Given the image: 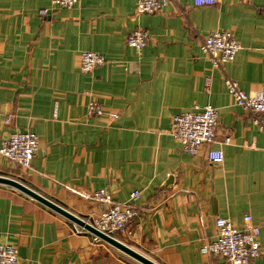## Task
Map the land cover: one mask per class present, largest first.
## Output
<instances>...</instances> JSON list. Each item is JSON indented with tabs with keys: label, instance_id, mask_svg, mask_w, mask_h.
<instances>
[{
	"label": "crops",
	"instance_id": "0c3cea01",
	"mask_svg": "<svg viewBox=\"0 0 264 264\" xmlns=\"http://www.w3.org/2000/svg\"><path fill=\"white\" fill-rule=\"evenodd\" d=\"M136 7L0 0V145L17 130L40 138L30 169L0 155V175L87 220L104 206L74 190L106 189L119 202L139 191L137 215L117 239L159 264H227L201 248L216 239L218 217L238 225L249 214L261 228L255 264H264V129L226 83L236 79L252 95L264 85V0H177L142 14ZM138 27L150 35L141 50L127 43ZM217 29L243 45L222 68L201 48ZM85 50L109 62L84 72ZM93 98L103 115L88 116ZM207 104L219 111L218 139L231 137L221 163L209 161L212 145L190 155L171 135L175 115ZM82 229L0 184V242L18 246L19 264H141Z\"/></svg>",
	"mask_w": 264,
	"mask_h": 264
},
{
	"label": "built area",
	"instance_id": "2783aa9c",
	"mask_svg": "<svg viewBox=\"0 0 264 264\" xmlns=\"http://www.w3.org/2000/svg\"><path fill=\"white\" fill-rule=\"evenodd\" d=\"M79 0H52L54 5L70 7ZM177 0H137V14L155 12L168 2ZM195 5L213 4L216 0H193ZM149 32L143 28L132 30L127 36V43L141 50L148 43ZM243 47L232 31L217 29L201 39V48L207 54L214 67L222 68L226 62L233 61L238 51ZM109 60L101 53L85 50L81 53L80 69L91 72L95 67L108 63ZM226 83L235 104L252 116L253 124L264 129L261 119L264 114V85L255 95L245 91L236 79L226 77ZM88 116H101L104 108L96 99H91L87 106ZM112 114L111 118H116ZM218 108L212 104L196 107L193 111H184L173 117L171 135L174 136L190 155H197L205 145H212L207 151L211 163H221L224 158L222 145L230 144L231 137L219 140ZM7 123L10 118H7ZM40 145L39 135L31 131H12L0 145V155L19 166L30 169L32 161ZM218 145V147H214ZM80 193L83 197L94 200L104 206L101 213L88 220L96 228L109 236L118 238L119 234L128 231L129 223L137 215L135 202L140 198V192L134 191L128 201L119 202L113 199L111 193L101 189L92 194ZM216 239L207 242L201 248L204 254L219 255L227 264H255L261 255V228L252 221L251 215H245L241 224L218 217L216 219ZM85 230L84 228L82 229ZM101 240L99 237H97ZM19 248L17 245L0 242V264H19Z\"/></svg>",
	"mask_w": 264,
	"mask_h": 264
},
{
	"label": "water",
	"instance_id": "95a60500",
	"mask_svg": "<svg viewBox=\"0 0 264 264\" xmlns=\"http://www.w3.org/2000/svg\"><path fill=\"white\" fill-rule=\"evenodd\" d=\"M0 184H5L12 186L15 189H18L28 195L29 197L37 200L41 204L45 205L46 207L52 209L53 211L61 214L62 216L66 217L67 219L71 220L78 226L84 228L88 232L96 235L100 239L108 242L110 245L114 246L121 252L125 253L126 255L130 256L134 260L140 262L141 264H159L158 262L152 260L151 258L147 257L146 255L142 254L141 252L137 251L136 249L132 248L128 244L122 242L121 240L114 238L112 236L107 235L106 233L102 232L98 228H96L93 224H91L88 220L83 217H80L67 208L63 207L62 205L58 204L57 202L51 200L50 198L44 196L40 192L36 191L35 189L31 188L30 186L26 185L20 180H17L12 177L2 176L0 175Z\"/></svg>",
	"mask_w": 264,
	"mask_h": 264
},
{
	"label": "rangeland",
	"instance_id": "374dc122",
	"mask_svg": "<svg viewBox=\"0 0 264 264\" xmlns=\"http://www.w3.org/2000/svg\"><path fill=\"white\" fill-rule=\"evenodd\" d=\"M87 220V219H86ZM124 256H126V255H124Z\"/></svg>",
	"mask_w": 264,
	"mask_h": 264
}]
</instances>
